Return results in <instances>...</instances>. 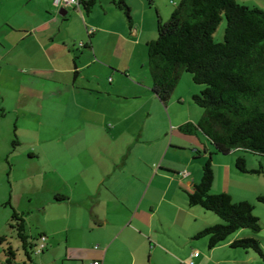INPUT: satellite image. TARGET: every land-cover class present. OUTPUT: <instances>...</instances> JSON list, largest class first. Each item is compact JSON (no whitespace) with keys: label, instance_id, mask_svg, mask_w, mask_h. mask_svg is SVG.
<instances>
[{"label":"crops","instance_id":"1","mask_svg":"<svg viewBox=\"0 0 264 264\" xmlns=\"http://www.w3.org/2000/svg\"><path fill=\"white\" fill-rule=\"evenodd\" d=\"M141 2L129 24L112 0L89 12L0 0V205L11 202L8 221L23 213L31 236L48 235L32 261L7 263L2 251L0 264L248 261L231 247L243 228L214 247L196 236L222 222L187 199L203 163L212 157V189L231 198L240 174L200 129L181 128L205 112L193 100L204 87L183 73L186 90L179 79L166 101L154 91L147 45L164 7Z\"/></svg>","mask_w":264,"mask_h":264},{"label":"trees","instance_id":"2","mask_svg":"<svg viewBox=\"0 0 264 264\" xmlns=\"http://www.w3.org/2000/svg\"><path fill=\"white\" fill-rule=\"evenodd\" d=\"M100 0H80L87 12ZM122 10L129 24L133 23L128 0H112ZM225 16L226 29L222 41L214 32ZM157 38L147 45L148 65L154 91L166 101L178 84L182 73L190 72L193 81L204 84L193 100L204 113L197 123L182 124L183 132L200 129L215 144L218 152L240 149L264 153V9L237 0H180L167 20L158 17ZM17 137L12 141L17 143ZM212 154V152H211ZM212 157L203 163V175L188 192L189 204H198L214 211L223 222L210 225L196 234L209 236L214 247L229 235L249 228L253 233L236 238L231 247L253 249L264 258L263 245L256 232L260 218L248 200L234 202L229 192H213L215 173ZM246 158L239 155L236 167L249 170ZM258 199L264 202V194ZM10 203V201L6 202ZM23 213L13 209L11 226L15 228L27 260L36 254V237L26 232ZM4 238L0 237V241ZM5 261H15L16 250L10 244L3 248ZM37 255V254H36Z\"/></svg>","mask_w":264,"mask_h":264},{"label":"rangeland","instance_id":"3","mask_svg":"<svg viewBox=\"0 0 264 264\" xmlns=\"http://www.w3.org/2000/svg\"><path fill=\"white\" fill-rule=\"evenodd\" d=\"M128 1L130 4L132 1H135L137 6H142L141 0H138V1L128 0ZM144 1L148 6H152V9L155 11L154 12L155 14L158 8L164 7V9L163 8L161 9L164 14V19H163L164 21L167 20L170 17L171 13L174 11L171 9L172 8L175 9L176 7V4H174V0H144ZM237 2L242 3V4H247V5L259 6L264 9V0H237ZM166 7H169V10L166 11ZM226 25H227V20L224 16L222 21L219 23L217 30H215L214 32V37L217 41L223 40L224 30L226 29ZM157 28H158V23H157ZM157 28L155 30H156V34L158 35ZM183 73L185 75H188L187 77H190L189 81L192 85H201L202 87H205L204 84L194 82L192 80L193 76L190 72L184 71ZM185 77H183V79H181L180 81V86H181L180 88L182 89L184 88L186 90L187 88H189V83L185 81ZM20 149L23 150L24 148H18V149L16 148V150L13 151V153L18 155L19 152H21ZM214 155L216 156L218 155L220 157H225V158L232 156L233 168H235V170H238L237 172H239L240 174L236 177L233 176L232 181L230 183L231 191L234 195L232 200L234 202L241 201V200H248V202H251L254 205V214L260 218V222H261V230L256 232V235L260 238L262 245H263V250H264V202L258 199L260 195L264 194V153H250L249 151L235 149V150L229 151L228 153H217V154L215 153ZM239 155L245 156L246 162H247L246 166L249 168V170L259 169L260 171L249 172V171L239 170L235 165L237 157ZM212 166L214 168V161L212 163ZM220 176H221V173H220ZM211 190L213 191V189ZM4 204H10V203L5 202L2 205H0V237L4 238V240L0 241V254L2 253L4 247H6L8 244L9 245L11 244L16 250V253H17L16 258H18L22 253L23 255L22 259L27 260L28 256L26 255V253L24 252V249L21 246V242H20L21 239L18 238L15 228L10 225L11 221L7 220L8 216L6 217L4 215V212H6L7 214L11 213V211H9V209H11L10 208L11 206L8 205L9 209L4 210L5 209ZM221 221L223 222L222 219ZM243 229L247 230V232L249 233H253L252 230L247 227ZM233 234L234 233H232L231 235ZM18 247L20 249H18ZM238 250L240 252L239 257L248 258V261L245 260L246 262H244L243 264H264L263 256H261L255 250L253 249H248V250L238 249ZM247 251H249V254L248 253L246 254ZM206 264H216V263L213 260H210L206 262Z\"/></svg>","mask_w":264,"mask_h":264},{"label":"built area","instance_id":"4","mask_svg":"<svg viewBox=\"0 0 264 264\" xmlns=\"http://www.w3.org/2000/svg\"><path fill=\"white\" fill-rule=\"evenodd\" d=\"M55 2L63 7H75L80 5V0H55ZM46 241H48V235L43 234L40 240L37 242L36 254H40L46 247ZM92 264H99L97 261L92 262Z\"/></svg>","mask_w":264,"mask_h":264}]
</instances>
